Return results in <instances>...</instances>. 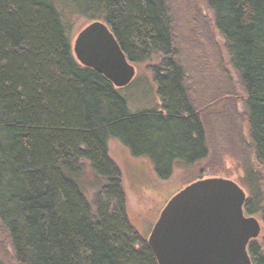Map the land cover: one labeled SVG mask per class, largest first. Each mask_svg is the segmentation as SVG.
I'll list each match as a JSON object with an SVG mask.
<instances>
[{
    "label": "trees",
    "instance_id": "obj_1",
    "mask_svg": "<svg viewBox=\"0 0 264 264\" xmlns=\"http://www.w3.org/2000/svg\"><path fill=\"white\" fill-rule=\"evenodd\" d=\"M204 3L231 72L186 2L177 10L173 0H0V248L13 263L158 264L128 219L108 143L148 157L165 181L176 162L209 157L212 115L224 118L220 141L243 169L244 213L264 228V0ZM78 18H100L134 66L152 63L159 109L132 113L119 89L76 61ZM199 74L214 82L209 94ZM86 165L105 182L94 213L77 183ZM257 239L247 250L264 264Z\"/></svg>",
    "mask_w": 264,
    "mask_h": 264
},
{
    "label": "water",
    "instance_id": "obj_2",
    "mask_svg": "<svg viewBox=\"0 0 264 264\" xmlns=\"http://www.w3.org/2000/svg\"><path fill=\"white\" fill-rule=\"evenodd\" d=\"M72 52L83 67L116 89L128 86L135 67L109 27L93 21L78 32ZM245 191L225 178L198 179L175 194L146 240L158 264H252L247 247L260 222L244 213Z\"/></svg>",
    "mask_w": 264,
    "mask_h": 264
},
{
    "label": "rangeland",
    "instance_id": "obj_3",
    "mask_svg": "<svg viewBox=\"0 0 264 264\" xmlns=\"http://www.w3.org/2000/svg\"><path fill=\"white\" fill-rule=\"evenodd\" d=\"M185 2L189 9H191L192 17L196 22H203L206 33L202 29L199 31H202L206 35L207 33L209 34L217 46L221 61L228 69V60L223 49V43L212 26L211 13L207 10L204 0H173L175 8L176 4L178 6L177 10H180V7ZM93 21L101 20L100 18H91L85 21L82 18H78L73 21L70 33L71 45L78 32ZM180 31L181 33L179 34L182 36L184 30L178 29V32ZM205 41L200 43V53ZM151 64L135 65L134 79L128 86L119 89V93L126 100L128 109L132 113L150 111L156 108L159 109L160 103L156 95V85L148 70V66ZM228 70L231 72L230 69ZM196 85L204 95L206 93L209 94L211 89L214 90V82L209 77L204 78L200 74L197 78ZM236 92L240 98L243 97L239 90H236ZM193 98L194 102L195 100L196 103L198 102V109L203 112V109H201L203 103L198 100L200 99L199 96H195L194 94ZM208 120H210L208 123L209 126L207 125L208 140L214 142V144L212 142L210 143L209 157L197 162L191 167H187L184 162H176L170 178L165 181L158 180L154 166L148 157H136L120 141L114 139L109 141V156L121 174L128 219L144 240H147L154 223L167 202L187 185L198 179L213 177L230 179L236 182L245 191L246 198L248 197L247 187L244 181L241 180L243 179V169L238 160L236 150L234 147L226 149L225 142L220 141V139L223 141L222 131L226 128L224 118L222 116L212 115V118ZM216 140H219V142ZM77 183L85 200L94 213V198L105 185V182L98 179L90 167L86 165L85 171L83 170L80 180H77ZM254 217L260 222L261 230L257 239L260 242L264 237V228L260 218L258 216ZM0 255L5 261V264H15L12 261V255L6 243L0 248Z\"/></svg>",
    "mask_w": 264,
    "mask_h": 264
}]
</instances>
